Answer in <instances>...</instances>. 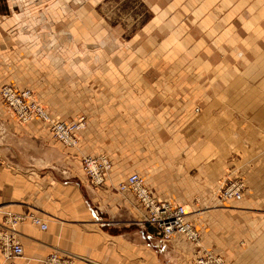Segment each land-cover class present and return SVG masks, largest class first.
<instances>
[{"label":"crops","instance_id":"obj_1","mask_svg":"<svg viewBox=\"0 0 264 264\" xmlns=\"http://www.w3.org/2000/svg\"><path fill=\"white\" fill-rule=\"evenodd\" d=\"M35 1L0 0V87L19 78L17 56L39 55L30 70L44 63L53 77L54 55L68 53L52 46L48 28L56 6L64 12L70 0H40L39 14H12ZM142 2L151 15L141 31L128 45L115 29L118 46L109 49L124 67L112 68L110 86L133 93L95 97L110 105L90 116L77 148L56 141L41 121L21 124L0 98V210L35 212L48 225L20 224L19 264H45L54 251L76 256V264H193V246L180 236L163 243L135 195L118 185L137 172L159 190L180 184L183 197L209 200L226 167L242 172L243 199L221 200L194 223L202 243L229 264H264V0ZM36 22L44 24L35 38L45 46L30 47L24 29ZM85 154L112 158L102 185L83 171Z\"/></svg>","mask_w":264,"mask_h":264},{"label":"rangeland","instance_id":"obj_2","mask_svg":"<svg viewBox=\"0 0 264 264\" xmlns=\"http://www.w3.org/2000/svg\"><path fill=\"white\" fill-rule=\"evenodd\" d=\"M36 1L37 6L33 3L34 7L32 8L25 3L13 6L12 14H27L28 16L39 14L44 8V3L40 0ZM85 2L86 3L82 5H77L73 0H70L68 8H64V12L62 11V5L56 6L57 9L53 11L54 23L51 29L48 28V32H52L53 36L52 46L54 48H69L67 51L68 53L64 55H54L53 77L51 75L46 76L45 70L41 68H44V63L40 65L41 67H38L37 72L35 70H30L33 69V67L29 68V62H34L36 59L39 63L41 62L39 55H22L17 56L14 60V62L22 68L19 78H14L2 86L10 84L16 88H30L34 93L35 99L45 110L49 113L52 112V115H50L53 120L70 121L84 115L86 116L85 128H87L90 116L93 117L94 112L106 110L110 105L109 98L103 99V101L99 99L96 101L97 103H95V97H109V95H116L117 93L124 94L126 90L128 93H133L132 90L125 85L111 87L109 83V79L113 78L112 68H115V66L120 67L118 64L123 63L122 57L120 58L121 55H113L110 54L109 51L110 48L118 46L114 38V36H116L114 30L118 28L117 36L123 44L131 45L132 39L141 31V26L151 15V12L143 4L142 0H86ZM24 30H29L31 35L30 47H35V45L37 47L45 46V39L35 38L39 37L40 33L45 32L43 23H33ZM102 30L105 31L101 33ZM31 65L34 64L31 63ZM125 72V70L119 69V71L116 72L118 79L125 78ZM117 76H114V78ZM2 86L0 87V91ZM0 98L4 110L10 112L21 124L34 121H20L11 108L4 102L1 94ZM196 110L198 111L199 109L196 108ZM42 124L49 130V127L45 123ZM55 140L58 141L57 139ZM79 145L80 144H78V146ZM101 155L109 156L108 154ZM101 155L85 154L81 156L80 163L86 175L83 159L88 156ZM233 155L232 157H235V159L238 156L237 153ZM165 170L163 173H167ZM237 178L245 182L246 190L247 183L239 168L226 167L219 177L217 186H215L214 198L209 200L183 197L185 195L184 192L181 191L180 184L166 183L164 184L165 190L162 191L157 188V183L151 182L148 178V182L146 183L145 181V183L147 187L151 186L160 198L179 204L182 202V205H185L188 211V219L200 233L201 238L199 245L207 248L202 243V229L199 225L194 223L196 214L208 211L219 204L222 205V203L219 202L224 200L219 196V188L225 181L229 182ZM166 193L169 194V196ZM8 212H12L13 214H25L2 209L0 210V216L3 217V222L0 226L3 224L8 225L7 221H9V219H6ZM25 221L30 220L27 219ZM21 223L16 225L18 231ZM227 264H229V262H227Z\"/></svg>","mask_w":264,"mask_h":264},{"label":"built area","instance_id":"obj_3","mask_svg":"<svg viewBox=\"0 0 264 264\" xmlns=\"http://www.w3.org/2000/svg\"><path fill=\"white\" fill-rule=\"evenodd\" d=\"M4 102L22 122L39 120L45 123L55 139L67 147H76L80 143L79 132L85 129L86 116H79L75 120L55 121L50 113L35 99L30 88H16L10 84L2 86L0 91ZM83 166L92 184L99 186L105 183L109 172L113 168V160L107 155L88 156L83 159ZM245 182L233 179L219 188V196L224 201H240L243 199ZM118 190L131 191L138 200L146 222L157 225L162 231V242L170 243L177 236L183 238L193 246V264H227L225 257L213 250L199 245L200 233L188 219V211L182 204L159 200L147 187L143 176L133 172L120 182ZM8 225L0 226L1 264H19L18 259L24 256V247L19 238L16 225L25 220L40 226L43 230L48 225L41 216L30 212L28 214L7 213ZM76 256L62 255L59 251L48 254L43 259L45 264H76Z\"/></svg>","mask_w":264,"mask_h":264}]
</instances>
